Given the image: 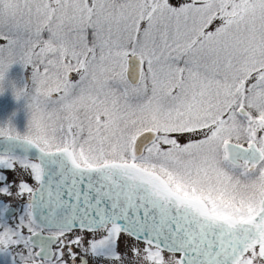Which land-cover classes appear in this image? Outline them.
<instances>
[{
	"label": "snow or ice",
	"instance_id": "6c2138e0",
	"mask_svg": "<svg viewBox=\"0 0 264 264\" xmlns=\"http://www.w3.org/2000/svg\"><path fill=\"white\" fill-rule=\"evenodd\" d=\"M6 83L0 264H264V0H0Z\"/></svg>",
	"mask_w": 264,
	"mask_h": 264
},
{
	"label": "rangeland",
	"instance_id": "374dc122",
	"mask_svg": "<svg viewBox=\"0 0 264 264\" xmlns=\"http://www.w3.org/2000/svg\"><path fill=\"white\" fill-rule=\"evenodd\" d=\"M9 81H14L18 87H23L27 82V73L21 66H14L8 76ZM6 91L0 94V123L13 120L20 131L26 129L28 114L24 101H17L11 86L5 84Z\"/></svg>",
	"mask_w": 264,
	"mask_h": 264
}]
</instances>
